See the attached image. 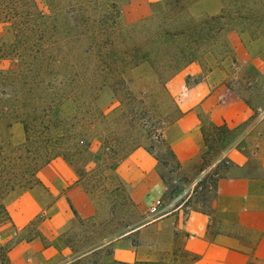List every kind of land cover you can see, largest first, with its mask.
<instances>
[{
	"label": "rangeland",
	"instance_id": "obj_1",
	"mask_svg": "<svg viewBox=\"0 0 264 264\" xmlns=\"http://www.w3.org/2000/svg\"><path fill=\"white\" fill-rule=\"evenodd\" d=\"M93 1L96 6L99 1L105 6L103 12L118 15L113 45L103 53L118 58L111 65L123 68L103 65L101 73L89 69L86 74L81 68L89 60L83 59L81 52L94 42L75 43L68 52L78 58L79 72L72 74L78 76L76 81L63 84L57 73H43L41 77L52 82L23 92L27 106L12 121L10 117L12 127L3 138L7 154L21 150V187L36 184L44 165L37 168L30 159L35 157L38 163L44 160L38 154L49 138L53 141L48 143L54 152L52 160L62 158L76 167L97 217L70 227L66 235L72 250L146 221L143 212L130 203L129 187L115 172L136 149L145 150L156 160L168 188L157 205L160 211L150 218L163 217L183 202L208 211L216 181L228 166L220 151L237 132H214L208 114L198 110L211 149L203 161L186 170L172 157L169 137L177 135L187 109L219 90L215 101L242 98L252 118L264 107V0H160L150 4L148 16L134 22L125 19L123 8L138 0ZM0 3L4 5L3 0ZM36 4L38 12L49 13L46 0H36ZM0 39L6 45L15 41L12 27L4 20H0ZM95 50L98 54V47ZM16 59L0 60L1 73L15 70ZM25 62L28 66L31 61ZM36 62L39 70L41 64ZM119 75L123 82L117 81ZM22 119L33 127L29 141ZM261 126L258 132L264 144V120ZM2 210L0 207V213ZM169 230L170 226H162L155 234ZM112 252V246L106 245L71 264L121 262L112 260ZM181 255L174 246L153 264H189L191 260Z\"/></svg>",
	"mask_w": 264,
	"mask_h": 264
},
{
	"label": "crops",
	"instance_id": "obj_2",
	"mask_svg": "<svg viewBox=\"0 0 264 264\" xmlns=\"http://www.w3.org/2000/svg\"><path fill=\"white\" fill-rule=\"evenodd\" d=\"M158 1L138 0L124 6L123 15L128 22L137 21ZM216 93L187 109L177 135L169 137L176 161L186 170L198 165L208 149L198 110L208 114L209 125L237 132L220 153L228 166L216 181L208 211L183 202L163 217L150 218L160 211L151 208L168 188L156 160L136 149L115 172L146 221L72 250L67 231L78 222L95 220L97 212L76 167L53 159L40 169L34 186L15 188L2 199L0 264H71L106 245L112 246V260L121 262L155 263L175 246L189 264H264V144L258 132L264 107L252 118L244 99L215 101ZM166 225V234H155Z\"/></svg>",
	"mask_w": 264,
	"mask_h": 264
},
{
	"label": "trees",
	"instance_id": "obj_3",
	"mask_svg": "<svg viewBox=\"0 0 264 264\" xmlns=\"http://www.w3.org/2000/svg\"><path fill=\"white\" fill-rule=\"evenodd\" d=\"M3 1L4 5L0 3V6L7 7L4 10L0 9V20L7 21L10 24L15 41L10 45H6L0 39V60L17 57L18 66L10 73H1L0 70V207L2 208L4 196L17 188L16 186L21 187L19 185L22 177L24 179L22 170H20L23 162L21 150L18 148L13 149V152L7 154L3 142L6 130L8 131L12 127L10 117H12V121L15 115L23 113V109L27 106L23 98V92L26 89L32 90L37 86H47L52 82L50 79L42 78L43 73H57L58 76L62 77L63 84L75 82L78 76L72 74L79 72L77 67L79 62L78 58L69 53L68 50L78 42L81 44L88 40L94 42L93 45L88 44L85 46L81 52L83 59L89 60V63L81 68V70H87L86 74H88L89 69H92L94 74L101 73L103 68H107V66L123 68L118 64L111 65L112 62L116 63L118 58L112 59L111 56H105L103 53L107 46L112 47L113 45L118 15L109 13L106 10L103 12L105 6H100V1L99 6H96V3L92 0H46L48 14L38 12L36 0ZM91 2L94 6H91ZM96 47H98V54L95 52ZM26 60L31 61L28 62V66ZM34 60L40 62L41 68L39 70L37 62ZM25 67H28V69ZM101 68L102 70H100ZM117 81L123 82L124 80L119 75ZM8 89L9 92L6 91ZM1 90L6 92H1ZM64 122H67V120ZM22 124L27 136L26 141H29L31 140L33 127L24 119H22ZM211 129L219 134H229L225 126L216 127L211 125ZM203 131L205 143L210 150L209 137L206 131ZM49 141L53 142L49 138L46 142L47 145L43 147L44 154L43 151L38 154L43 157L42 162L38 163L34 160L35 157L30 159L35 161L37 168L52 160L54 152L49 148ZM225 147L222 148L220 153ZM209 150L207 149L202 156V161L210 154ZM171 153L176 160L172 151ZM94 253L95 251L90 254ZM116 264L128 263L118 262Z\"/></svg>",
	"mask_w": 264,
	"mask_h": 264
},
{
	"label": "built area",
	"instance_id": "obj_4",
	"mask_svg": "<svg viewBox=\"0 0 264 264\" xmlns=\"http://www.w3.org/2000/svg\"><path fill=\"white\" fill-rule=\"evenodd\" d=\"M159 204H160V201H157V202L155 203V205L152 206L151 211H152V212H156V211H157V205H159Z\"/></svg>",
	"mask_w": 264,
	"mask_h": 264
}]
</instances>
